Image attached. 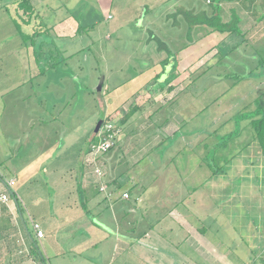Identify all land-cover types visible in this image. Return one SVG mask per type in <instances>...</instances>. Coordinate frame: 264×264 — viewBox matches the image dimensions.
<instances>
[{
  "label": "rangeland",
  "instance_id": "1",
  "mask_svg": "<svg viewBox=\"0 0 264 264\" xmlns=\"http://www.w3.org/2000/svg\"><path fill=\"white\" fill-rule=\"evenodd\" d=\"M42 1L37 9L38 22L47 25L51 32L49 37L40 36L39 39L34 38L32 42L40 43L41 46L46 45L41 50L45 49L44 53L49 52V54L44 58L41 57L40 60L47 59L50 64H55L51 68L52 77H47L49 74L45 73L28 82L27 85L10 88V83L16 80L19 81L18 83L29 80L27 67L22 64L19 68H15L14 72H9L12 69V66H8L10 58L5 55L3 56L5 58L0 60V181L9 182L14 178L16 168L36 157L39 151L42 152L47 148L49 142L52 145L57 140L59 142L62 136L67 143L69 142L74 152L75 149L82 148L94 135V129L99 121L102 120L100 128L105 123L119 129L120 119L114 121L115 118L113 116L110 118L108 114L118 111L124 115L130 108L129 104H125L129 93L134 89L142 91V85L149 81L148 86L151 83L149 78L159 72L162 60L167 57L171 62L166 67V72L170 71V66H173L170 75L176 76L173 80L170 79L171 81L169 80L170 82L165 84L158 94L149 93L150 96L147 94V100L150 97L157 98V103L164 105L168 99H172L184 90L180 102L189 103L188 110L190 113L195 111L196 116L188 122V128L191 132L199 130V135L195 138L197 144L191 142L193 146L190 148L184 146L177 148L178 158L176 164L169 167L170 175H174L175 169L183 171L186 166L191 167L198 163V157H202L204 151L203 142L207 143V151L203 155L207 157V154H210L209 163L215 168L225 164V161L233 155L239 154L244 144L252 142L250 129L241 128L243 123H239L240 120L235 115L242 112L245 115L258 106L264 109V73L260 74L262 77H252L258 74L256 70L253 71L257 65V56L264 59V17H262L264 5L261 2L263 0L242 2L245 4V9L242 8V0H219L222 22H228L234 10L239 19L237 26L241 30V35L217 32L209 34L208 27L198 24L202 21L203 13L211 16L212 7L217 5L216 1L213 2V6L209 0ZM79 26L84 29H81L76 36L72 34L65 38L56 36L62 28L68 32L70 29L75 31ZM252 27H255V30L247 32L246 29L250 30ZM1 43L4 45L2 38H0V55L9 52V45L6 44L4 49ZM9 44L12 45L11 42ZM159 45H162V49ZM34 47L30 44L26 46L30 55L36 49V46ZM219 47L222 49L220 51H225V57L219 53ZM29 58L31 70L35 72L34 76L38 69L47 68L46 62L35 66L32 55ZM155 67L156 70L150 73L149 71ZM244 70L252 71L250 76L243 75ZM259 70L260 68L257 71ZM232 72H235L236 77L240 75L242 80H234L232 77L235 74ZM136 75L138 76L134 78ZM226 75L228 79L223 78ZM30 76L33 77V73ZM164 78L162 77L161 81ZM172 84H175L176 88L168 95L164 94L163 92H166ZM2 91H5V94ZM139 97L138 95L135 100ZM23 99L27 100L25 104ZM144 108L143 110H146V106ZM48 111L51 112L52 118L48 119L49 122L39 125L35 114L43 112L47 114ZM166 111L159 113V119L169 115ZM153 112L156 113L154 110ZM154 117H157V114ZM247 122L248 118L245 117L244 124ZM233 127L235 133L231 135L232 138L228 140L226 147L218 150L212 157L211 146L218 144L220 139L218 137L227 130L232 131L230 128ZM211 132L212 134L218 132L220 135L208 137ZM39 134L44 135L45 138L40 137ZM36 136L39 137V141L30 148L14 145L15 141L30 142ZM207 137L206 141L204 138ZM116 150L117 147L111 153L99 156L92 162L89 161L90 166L87 167L90 171L87 175L94 176L96 182L100 181L103 190H105L104 181L110 178L109 159L105 157H110ZM200 170L204 175V168ZM115 172L114 170L113 174ZM206 172L208 177V170ZM124 173L127 178L131 176L123 170L122 173L117 174V177ZM131 173L141 178L139 170H131ZM217 176L212 178L213 184L209 181L202 189L198 184L196 186L198 192L193 196V200L187 199V195H184L177 201L178 194L173 193L172 198L171 193L167 195L160 190L159 193H153L155 196L159 195L158 201H149L150 206L147 210L144 208V203L147 202L143 203L141 198L139 202L142 201L143 205L138 204V211L129 217L120 215L115 219L117 218L122 227L130 221L132 228L135 229L134 236H138L152 226L158 225L162 228L170 219L169 216H165L168 214V208L174 206L175 210H178L181 206H188L193 212V218L190 219L196 221L201 229L206 227L204 233L209 241H223L224 251L232 246L231 252L244 257L246 254L244 248L234 251L240 241L239 237L247 236V232L250 231L243 226L253 221L259 231L263 228V231L259 232L261 236L259 239L264 237V184L245 186L239 179L231 185L227 181L228 177ZM100 177L101 179H97ZM38 180H42V177L39 176ZM196 181H200L199 172ZM141 186L147 187L148 194H151L154 187L155 190L159 187L158 184H152L151 177L148 181H143ZM165 187L169 192L172 191V187L175 189L173 185L166 184ZM12 188L16 189L17 186ZM140 189L141 187L138 186L133 194L135 195ZM9 198L13 201L11 196ZM116 208L115 206V210ZM21 210L24 214V207ZM111 212L102 208L99 213L93 212L92 216L95 219L99 216L98 221L104 225L108 220L104 217L107 214L111 217ZM85 214L87 215L86 211ZM139 218L141 222L137 223L135 220L139 221ZM258 221L261 222V227L255 224ZM106 225L113 227L108 222ZM160 227L152 232V236L160 230ZM121 234L125 235L123 232ZM172 235L178 237L183 234L177 229ZM172 235L170 234V238ZM1 241L2 239L0 243ZM71 258V255L64 253L55 264L66 262L70 264ZM46 263L48 264L47 261Z\"/></svg>",
  "mask_w": 264,
  "mask_h": 264
},
{
  "label": "crops",
  "instance_id": "2",
  "mask_svg": "<svg viewBox=\"0 0 264 264\" xmlns=\"http://www.w3.org/2000/svg\"><path fill=\"white\" fill-rule=\"evenodd\" d=\"M15 1L0 0V35L2 36L0 38L4 42V45L1 43V46L5 49L6 44L9 45V52L1 54L0 60L5 58L3 57L5 55L10 58L8 66H12V69L9 72H14L15 68L25 64L29 80L23 83H18L19 81L16 80L10 83V88L27 85L28 82L45 75V73L49 74L47 77H52L50 73L51 68H53V64H50L47 59L38 62L33 50L31 55L34 65L37 66L39 63L42 64L41 62H46L47 66V68L44 67L45 69H38L34 76L35 72L30 67V52L22 43L19 30H16L12 20L11 15H15ZM30 1L36 10L39 7L38 4L43 2L42 0ZM242 8L245 9L246 7ZM79 28L84 29L79 26L75 31L70 29L66 32L62 28L56 36L58 38H65L71 34L76 36ZM253 30L255 27H252L251 31ZM27 32H31L29 28ZM50 32L49 28L48 37ZM42 45L43 47L46 46L45 44ZM44 52L45 49L41 50V57L43 58L49 54V52ZM156 68H152L149 72L151 73ZM172 70L166 72L169 73V76L164 75L165 78L162 82L159 77L163 73V68L160 67L159 72L149 78L151 81L149 85H153V87L147 86L148 81L142 85V91L139 92L134 89L129 93V98L125 104H129L130 108L124 114L131 111L133 115L127 121L122 120L123 115L118 111L108 114L110 118L112 116L115 118L114 121L120 119L118 124L120 133L114 147H117L118 150L114 151L110 157H105L109 159L108 175H110L109 180L105 179L106 181L102 182L105 190H100V183L95 181L94 176L87 175L90 171L84 165V155L93 136L82 148L75 149L74 152L64 136L60 137L59 142L57 140L53 145L49 142L46 149L36 153V157L16 168L14 178L9 180V182H14L13 186L9 187V182L0 181V196L12 197L11 193H13L19 202V207H17L15 200L11 201L10 199L7 203L0 201V240L2 239L0 264H47L46 261L48 264H55L64 253L71 255L70 264H264V240L262 241L264 237L259 239L261 237L259 232L263 231V228L259 231L258 227L254 226L253 221H249L246 226H243L250 231L247 232V236L239 237L240 241L234 249V251L238 248L246 250L245 256L240 257L233 251L231 252L232 246L224 251L222 249L225 247L223 241H209L204 233L206 227L201 229L197 226L196 221L190 219L193 212L188 206H181L178 210H175L176 207L174 206L168 208V214L165 216H169L170 219L162 228L158 225L152 226L148 231H143L138 236H134L135 229L132 228L133 225L130 221L122 227L116 220L117 218L115 219L116 216L120 217V215L121 217L131 216L139 210L138 204L143 205L144 202H147L144 203V208L147 210L150 206L149 201H158L159 195L155 196L153 193H159L160 190L167 195L171 193V197L173 193L178 194L177 201L184 195H187V199L193 200V196L198 192L196 187L198 184L202 189L209 181H212V184L214 182L211 169L205 162L207 157L203 155L207 151V143L204 142L202 143L204 151L202 157H198V163L191 167L190 165L186 166L183 171L174 168V175H170L168 171L172 164H176L179 152L177 148L183 146L190 148L193 146L191 142L197 144L195 138L199 135V130L191 132L188 128V122L193 118L195 119L196 116L195 111L190 113L188 110L189 103L180 102L184 90L177 93L172 99H168L164 105L157 103V98L150 97L147 100V94H158L163 86L171 81L170 79L173 80L176 75H170ZM31 73H33V77L30 76ZM156 78L158 79L157 82H155ZM175 88V84H172L163 93L168 95ZM4 92L2 91L3 94H5ZM138 95L140 97L135 100ZM23 101L24 104L27 102L26 99ZM145 106L146 110H143ZM2 108L4 110L5 105ZM162 111H166L169 115L159 119L158 115ZM45 113L35 114L38 117L39 125L49 122L48 119L52 118L50 111ZM155 114L158 118L154 117ZM241 122L243 123L241 128L246 130L245 120ZM185 129H187L186 133L184 132ZM230 129L232 131L226 129L227 131L222 133V137L235 133L234 127ZM217 135L220 134L218 132L212 134L211 132L208 137L213 138ZM39 136L45 138L42 134ZM208 137L204 139L207 141ZM47 140L49 139L47 138ZM38 141L39 137L36 136L30 142L28 140L26 142L15 141L14 145L26 146L27 149L37 144ZM76 144L78 147V143ZM228 165L224 172L217 177H228L227 181L231 185L238 182L239 179L243 181L245 186L264 184V158L258 142L252 141L247 144ZM202 168H204V175L200 170ZM114 170L116 171L115 174H113ZM121 170L130 173L131 176L127 178L125 177L126 173H124L117 177L119 172L122 173ZM131 170H139L141 178L134 173L132 174ZM198 172L200 173L199 182L196 181ZM39 176L42 177V180H38ZM150 177L152 184H158L159 187H156V190L154 187L151 194H148L147 187H142L141 184L143 181H148ZM166 184L173 185L175 189L172 187V191L169 192L165 187ZM16 186V189L12 188ZM123 186L126 188H122ZM138 186L141 189L136 191L137 193L134 195L133 191ZM124 194L128 195V199L123 198ZM141 198L143 203H141L142 201L139 202ZM82 204L88 210V217L81 207ZM115 206L117 207L116 210ZM22 207L25 209V215L21 210ZM102 208L106 211H112L111 217L107 214L104 218L108 219L107 222L113 227L106 225L107 222L103 223L105 226L102 225V222L98 221L99 216L98 219L92 216L93 212L99 213ZM135 221L138 223L141 222V219ZM32 222L37 223L43 232V238L39 241L34 238ZM249 224L252 226H248ZM255 224L261 227L260 221L255 222ZM158 227H160V230L157 231L159 235L156 233L152 236V232ZM177 229L183 235H178V237L172 235L173 231ZM170 234L172 238H170ZM257 236L259 237L257 238ZM32 239L35 240L38 248V251L35 248L37 257H35L31 247ZM40 256L43 257V260Z\"/></svg>",
  "mask_w": 264,
  "mask_h": 264
},
{
  "label": "trees",
  "instance_id": "3",
  "mask_svg": "<svg viewBox=\"0 0 264 264\" xmlns=\"http://www.w3.org/2000/svg\"><path fill=\"white\" fill-rule=\"evenodd\" d=\"M209 1L211 3V6H213V2H215V1L217 2V5L212 7L211 16H207L206 14L203 13L202 18H201L202 21H199L198 24H201V25H204V26L208 27V29L210 30L209 34L217 32V33H220V34H223V33H227V34L237 33V34L241 35V33H240L241 30L237 26L238 23H239V19L236 16V14L234 13V10H232L231 19L228 22L224 23V22H222L221 16L219 14V12L221 10V8L219 6V0H209ZM239 1H241V0H239ZM246 1L247 0H242L241 3L242 2H246ZM261 2H263L262 5H264V0L261 1ZM14 6H15V15H11L13 17L12 20L14 22V26H15L16 30H19V34L21 36L22 43L24 45L27 46L28 44H30L31 47H33V48H35L34 46H36V49L34 51H35V54H36V58H37V60L39 62L40 57H41V49H42L43 45L41 46L40 43L39 44H35L32 41H34L33 40L34 38H38L39 39L40 36H43V37L47 36L49 34V28H47L46 25L41 23V22L37 23V20L39 18V14H38L37 10L34 8V6L32 5L30 0H16L14 2ZM242 6L245 7V4L242 3ZM262 17H264V16H262ZM28 28L31 31L30 33L27 32ZM251 30H252V28L250 30H247V32H250ZM79 31L81 32V29ZM163 47H165V46H163ZM159 48L162 49V45H159ZM220 50H222V49L219 47V53L222 55V57H225L226 56L225 51L223 52V51H220ZM257 58H258L257 59V65L255 66L257 69L255 68V69H253V71L256 70V72H257L258 68H260V70L258 71V75L257 76L256 75L252 76L254 78L255 77H257V78L258 77H262V75H260V74L264 73V63H263L264 59L259 57V56H257ZM170 62H171V60L169 61V57H167L166 59L162 60L161 65H162V68H163V73L160 74L159 79L160 78L162 79V77L164 75H166V76L168 75L169 76V73L166 74V71H167L166 67L170 64ZM217 63H219V62H217ZM54 66H55V64L53 65V67ZM172 69H173V66H170V70H172ZM251 72L252 71L247 72V70L246 71L244 70L243 75L247 74V75L250 76ZM232 73L235 74V72H232ZM227 76L228 75H226L223 78L228 79ZM232 78L234 80H237V81H241L242 80L240 75H238L236 77V74ZM155 80H156L155 82L158 81L157 78ZM216 100L218 101L219 98H217ZM132 115H133V112L128 111L126 114H124L122 116V120H124V122H125ZM235 116L240 121H244L245 117L248 118V122L246 123V129H250V131H251V132H249L251 140L252 141H257L259 143L260 149H261V152H262V155H263V158H264V109L262 107L258 106L257 108H255L253 110H250L249 113H247L245 115L242 112V114L238 113ZM240 121H239V123H240ZM96 138H97L96 134L93 135V137L90 140L89 145L92 142L94 143L96 141ZM218 138H220L218 144H216L215 146H211L210 153H212V157L218 152V150H220L223 147H226L228 140H230L232 138V136L228 135V136H224V137L221 136V137H218ZM117 139H118V137L116 138L115 143L117 142ZM89 145H88V147H89ZM115 145L116 144H114L103 155L108 154L115 147ZM246 146H247V144H244L242 146V149H244V147H246ZM88 147H87V149H88ZM237 155L238 154H235L232 157L228 158V160L225 161V164H223L222 166L216 167V168L213 167L209 163L210 154H207V158H205L206 160L205 159L204 160H205L207 166L211 169L212 175L213 176H217V175H220L221 173L224 172L225 167L229 163H231L233 161V159H235L237 157ZM11 195H12L13 199L15 200V202L17 204V207H19V202L16 199L15 195L13 193H11ZM81 207H82V209L84 211H86V213H88V210H87V208L85 207L84 204H82ZM19 211H20V209H19ZM31 247L33 249V253H34L35 257H37L36 256V249L38 251V248L36 246L35 240H33V239H32V243H31ZM40 258L43 260L42 256H40Z\"/></svg>",
  "mask_w": 264,
  "mask_h": 264
},
{
  "label": "built area",
  "instance_id": "4",
  "mask_svg": "<svg viewBox=\"0 0 264 264\" xmlns=\"http://www.w3.org/2000/svg\"><path fill=\"white\" fill-rule=\"evenodd\" d=\"M120 130L117 129L116 126H112L111 124H103L100 128L99 132L96 134V141L91 143L86 149V153L84 155V165L85 167L90 166V162L96 160L99 156H103L114 144L115 140L118 137ZM97 179H101L97 178ZM100 183V181H98ZM102 183V182H101ZM14 185L13 181L8 183V186L11 187ZM100 190H103V185H100ZM124 199H128V195H123ZM0 201L3 203H7L10 201L8 195L0 196ZM32 230L34 232L35 240L39 241L43 238V232L40 226L37 223L32 222Z\"/></svg>",
  "mask_w": 264,
  "mask_h": 264
},
{
  "label": "water",
  "instance_id": "5",
  "mask_svg": "<svg viewBox=\"0 0 264 264\" xmlns=\"http://www.w3.org/2000/svg\"><path fill=\"white\" fill-rule=\"evenodd\" d=\"M101 124H102V120L101 121H99L98 123H97V125H96V127H95V129H94V135L95 134H97V132H98V130H99V128H100V126H101ZM14 200V199H13Z\"/></svg>",
  "mask_w": 264,
  "mask_h": 264
}]
</instances>
